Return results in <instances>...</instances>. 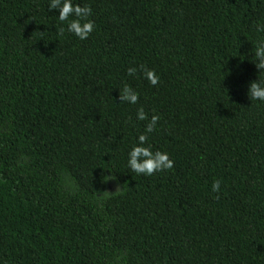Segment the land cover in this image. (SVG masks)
<instances>
[{
	"label": "trees",
	"instance_id": "1",
	"mask_svg": "<svg viewBox=\"0 0 264 264\" xmlns=\"http://www.w3.org/2000/svg\"><path fill=\"white\" fill-rule=\"evenodd\" d=\"M73 3L93 10L87 40L48 0H0V264H264V103L247 95L264 0ZM141 64L157 86L127 75ZM141 106L174 161L150 177L126 167Z\"/></svg>",
	"mask_w": 264,
	"mask_h": 264
},
{
	"label": "clouds",
	"instance_id": "2",
	"mask_svg": "<svg viewBox=\"0 0 264 264\" xmlns=\"http://www.w3.org/2000/svg\"><path fill=\"white\" fill-rule=\"evenodd\" d=\"M47 10L57 12L56 18L62 24L66 23V31L81 41L89 39L95 31V22L90 19L93 14L90 6L74 4L73 0H48ZM253 28L257 34H260L258 35L255 48H253L254 55L252 58V63L258 70V78L248 84L247 95L251 102L264 103V80L261 79V76H264V20L257 21ZM64 32L65 27L58 29L59 35H63ZM138 71L149 85L155 87L159 84L160 76L158 73L154 69L142 64L137 67H128L127 75L135 76ZM119 100L121 104L136 105L139 102V93L130 85L125 84L119 90ZM136 119L146 121V124L143 132L136 137L135 143L127 150L126 167L129 172L135 173L138 176L150 177L156 173L171 170L174 167V161L170 158L169 153L162 150L153 151L152 145L148 142L149 135L156 129L160 117L153 114L149 119L144 108L141 106L136 111ZM22 159L26 161L27 158L24 157ZM103 178H106V181L117 180V176L114 173L111 176H103ZM221 183V180H214L211 185V191L213 193L220 192ZM64 185L70 195L77 190V186L70 176H65ZM125 190V185L123 186V190H121V186L117 183L116 193ZM109 196L111 195L107 192H104L99 198L97 195L95 198L97 205L103 207L104 201ZM117 259L122 260L123 257L119 256Z\"/></svg>",
	"mask_w": 264,
	"mask_h": 264
}]
</instances>
